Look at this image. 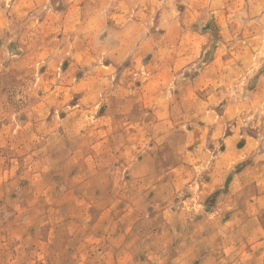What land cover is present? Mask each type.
<instances>
[{
    "label": "rangeland",
    "instance_id": "374dc122",
    "mask_svg": "<svg viewBox=\"0 0 264 264\" xmlns=\"http://www.w3.org/2000/svg\"><path fill=\"white\" fill-rule=\"evenodd\" d=\"M228 136L264 149V0H0V264H255Z\"/></svg>",
    "mask_w": 264,
    "mask_h": 264
},
{
    "label": "crops",
    "instance_id": "0c3cea01",
    "mask_svg": "<svg viewBox=\"0 0 264 264\" xmlns=\"http://www.w3.org/2000/svg\"><path fill=\"white\" fill-rule=\"evenodd\" d=\"M169 57V61H176L174 57ZM247 143L249 148L251 144L249 142ZM223 144L225 145V148L219 152L217 156H215V160L212 163L213 167L205 173H209L208 175H211L212 177V182L210 181L211 186H209L208 189H210V191L221 189L220 185L227 181L228 176H232L230 178V182L227 183L229 198L232 193L236 191V186L240 184V180L244 187H246L248 184L252 185L251 189L255 192L253 197L243 202L245 206L252 211L249 219L247 220V225L248 227L253 228L250 240L254 245L251 247V250H249L248 253L252 255L254 260L256 259L257 262H255V264H264V149L262 151L257 150L256 144H253V150L251 152H248V148H245L243 151H241L244 146L239 148L237 147L238 149H235L237 146V139L233 136L225 137ZM245 151L247 153L253 152V162L247 160L246 166L241 169L242 171L236 174V169H234L236 166L234 164H238L239 161V155L237 152H239L242 156V154L244 155ZM178 171V169L171 170L172 174L177 173ZM199 173H202V171L199 170ZM218 176L219 179L217 178ZM243 176L248 177L246 181H243ZM205 188L206 187L203 189ZM237 189L240 190L241 188L238 186ZM260 214L262 218L259 217ZM232 261L233 259L230 260V262Z\"/></svg>",
    "mask_w": 264,
    "mask_h": 264
}]
</instances>
